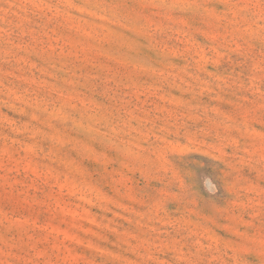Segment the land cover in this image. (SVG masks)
I'll use <instances>...</instances> for the list:
<instances>
[{
    "label": "rangeland",
    "instance_id": "374dc122",
    "mask_svg": "<svg viewBox=\"0 0 264 264\" xmlns=\"http://www.w3.org/2000/svg\"><path fill=\"white\" fill-rule=\"evenodd\" d=\"M0 264H264V0H0Z\"/></svg>",
    "mask_w": 264,
    "mask_h": 264
}]
</instances>
